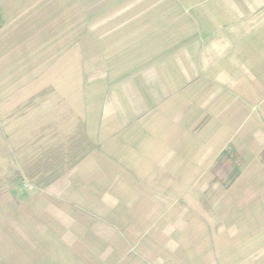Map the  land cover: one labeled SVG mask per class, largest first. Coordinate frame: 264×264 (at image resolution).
Here are the masks:
<instances>
[{
	"label": "crops",
	"instance_id": "obj_1",
	"mask_svg": "<svg viewBox=\"0 0 264 264\" xmlns=\"http://www.w3.org/2000/svg\"><path fill=\"white\" fill-rule=\"evenodd\" d=\"M0 264H264V0H0Z\"/></svg>",
	"mask_w": 264,
	"mask_h": 264
},
{
	"label": "rangeland",
	"instance_id": "obj_2",
	"mask_svg": "<svg viewBox=\"0 0 264 264\" xmlns=\"http://www.w3.org/2000/svg\"><path fill=\"white\" fill-rule=\"evenodd\" d=\"M88 1H91V0H88ZM88 7H90V6H87V4L85 3V6H84V8H85V10H84V20H85V22L86 23H89V24H91V22H92V17L91 16H87V13L90 11V10H88L87 8ZM106 21V19H104V20H100V23H104Z\"/></svg>",
	"mask_w": 264,
	"mask_h": 264
}]
</instances>
